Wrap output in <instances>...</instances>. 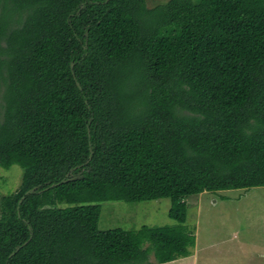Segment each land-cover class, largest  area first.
I'll list each match as a JSON object with an SVG mask.
<instances>
[{
	"label": "trees",
	"instance_id": "16d2710c",
	"mask_svg": "<svg viewBox=\"0 0 264 264\" xmlns=\"http://www.w3.org/2000/svg\"><path fill=\"white\" fill-rule=\"evenodd\" d=\"M0 100V264L186 258L189 198L264 187V0H0ZM160 199L176 225L99 229Z\"/></svg>",
	"mask_w": 264,
	"mask_h": 264
},
{
	"label": "rangeland",
	"instance_id": "374dc122",
	"mask_svg": "<svg viewBox=\"0 0 264 264\" xmlns=\"http://www.w3.org/2000/svg\"><path fill=\"white\" fill-rule=\"evenodd\" d=\"M167 1L146 0V3L152 9ZM22 177L23 170L18 165L9 169L0 167V205L3 197L20 187ZM188 205L186 227L194 230L196 247L190 256L178 259L175 264H264V187L205 192L189 198ZM101 206V231L177 224L169 217V199L138 203L108 201ZM150 258L155 261L153 254Z\"/></svg>",
	"mask_w": 264,
	"mask_h": 264
},
{
	"label": "water",
	"instance_id": "95a60500",
	"mask_svg": "<svg viewBox=\"0 0 264 264\" xmlns=\"http://www.w3.org/2000/svg\"><path fill=\"white\" fill-rule=\"evenodd\" d=\"M82 7H83V6H82ZM86 35H88V33H86ZM73 67H74V65L72 64V65H71V68L73 69ZM78 87L81 88L79 84H78ZM92 157H93V151H91L90 160L92 159ZM71 175H72V172H70V173L67 175L66 179L63 180L61 183L53 184V185H51V186H49L48 188H45V189H43V190H38V189H39L38 187L31 189V190L28 191V192L25 194V196L21 199L20 204H21V203L25 200V198H26L27 196H29V195L42 194L43 192H46V191H48V190H50V189H53V188H55V187H57V186H60V185L64 184V183H67V182H69V181H75V180H78V179L81 178V176H73V177H70ZM30 239H32V237H31ZM27 243H28V242H27ZM27 243H25L23 246H25ZM23 246H22V247H23ZM19 250H20V248H17L16 251L12 253L11 257H13V256H14Z\"/></svg>",
	"mask_w": 264,
	"mask_h": 264
},
{
	"label": "crops",
	"instance_id": "0c3cea01",
	"mask_svg": "<svg viewBox=\"0 0 264 264\" xmlns=\"http://www.w3.org/2000/svg\"><path fill=\"white\" fill-rule=\"evenodd\" d=\"M154 260H155V259H154ZM176 261H177V260H176ZM176 261L172 262L171 264H175ZM150 263H151V264H156L155 261L152 262L151 258H150ZM169 264H170V263H169Z\"/></svg>",
	"mask_w": 264,
	"mask_h": 264
}]
</instances>
